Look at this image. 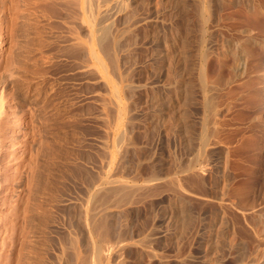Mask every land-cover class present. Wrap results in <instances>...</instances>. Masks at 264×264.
Here are the masks:
<instances>
[{"label": "rangeland", "instance_id": "rangeland-1", "mask_svg": "<svg viewBox=\"0 0 264 264\" xmlns=\"http://www.w3.org/2000/svg\"><path fill=\"white\" fill-rule=\"evenodd\" d=\"M4 1L0 0V3L4 4ZM123 1L122 7L118 9L111 7L113 9L107 19L112 23L110 32L113 33L109 36H113L114 41L112 37L111 43H114V47L118 42L115 45L117 50L114 47V51H105L102 48L103 44L98 42L97 44L94 41L97 40L96 36L93 38L90 36L88 29L90 17L86 19L85 15L88 13L83 11L85 7L84 4L82 5L83 0L82 2L81 0L78 2L6 0V3L13 7L10 8L11 11L8 10L10 11L8 20H2L0 23V41L6 48L3 57L0 58V65H9L8 67L12 70H20L16 74L25 85L38 86L44 105L39 113L43 115L34 118L30 110L28 111V108L21 105L19 101L21 90L14 82L13 85L12 83L9 85L6 105L14 112L12 115L15 114V125L25 127L23 122H28L27 127H34L36 130L33 140L38 144L39 153L34 161L38 160L40 167H38L37 189L34 190L32 197L39 208L34 218L22 223L24 236L20 241L14 240V234H12L21 226L18 221L20 218H16L18 213L12 212L9 208L0 218V223L7 229L5 233L0 234V264H12V252L16 247L21 249V243L26 245L24 253H27V260L19 264H81L80 262L85 261L91 249L92 237L83 221V202L87 190L107 174H112L113 181L115 178V181L122 180L128 185H134V191L129 192L131 196L123 197L126 200L119 196L122 200L119 202L118 196H114V199L113 195H106L107 197L105 196L104 199L102 197V200H100L101 195L97 196L98 203L95 199L94 204H100L101 206L98 205L100 208L106 207L98 213L100 215L97 217L98 223L101 221L99 226L100 224L102 226L100 233L105 237L103 248L107 258L103 264H238L241 261L236 248L234 250L228 244L217 243L216 248L210 249L204 238L205 226L207 224L215 226L221 216V207L218 206L220 205V180L224 176L226 179L229 178L228 181L233 177V163L230 164L232 161L228 159L229 161L226 160L224 163L220 158L227 151L226 145L218 142L219 144L216 143V145L210 144L211 147L206 146L203 160L195 162L194 167L188 169V173L187 168L181 167L186 163V157L193 152L192 145L197 141L193 140L194 135V139H198L196 137L200 134L198 132L200 130L196 128L203 117L201 93L194 91L190 95L184 94V76L180 73L179 67H170L162 73L158 70L152 72L150 64L153 60L149 59H152L154 51L152 52L148 39H145L143 35L145 29L149 31V27L139 23L141 16L139 11L146 10L150 13L155 5L159 4L158 0H153L157 2L153 4L152 1L146 0L151 3H147L148 9H144L147 7L145 0H142L144 4H141V8H138L136 4L138 1ZM162 1H165L164 4L167 5L160 2L162 5L159 4L158 8L161 7V12L166 11H163V15L160 11L158 12L159 20L157 21L159 26L164 22V26L162 25L163 29L157 26L159 27L157 31L162 41L167 38V41H163L164 48L160 47V49L163 48L166 54L171 55L174 43L180 41V29L176 23L180 14L177 10L179 2L178 0ZM167 1H174V3L169 4ZM212 1L217 2L216 0L210 2ZM213 3L212 5L209 3V9L213 10V14L212 10H209L210 16L213 17V29H210L212 35L210 39L208 32L205 38H208L207 45L213 43L208 45L209 48L214 46L210 48V51L218 54L223 48L219 45L225 44V40L240 35L244 25L237 21L235 25L234 22L230 25L232 20H228L230 23L224 20L222 25L220 14L223 11H219L218 5L215 9L216 4ZM150 5L154 7L151 8ZM214 10L218 11L215 13ZM84 12H86L85 15ZM214 13L219 17H215ZM212 17H210L211 20ZM173 18L176 21L174 23ZM232 25L238 29H234L236 27H231ZM262 25H264V18L263 24L261 22L258 28L262 30L258 32L254 26L258 32L256 33L252 28L254 34L256 33L254 38H256L255 47L257 48L255 49L258 54H261V51L262 54L264 53ZM140 34L143 37V46H140L142 39L139 37ZM176 38L178 41H175ZM147 44L150 46L148 47ZM216 44L217 48H220L219 52L215 47ZM139 49L143 50V53L147 51L145 52L146 56L148 55L147 59ZM108 52L111 54L115 52V54L111 55ZM113 56L118 60H113ZM163 73H167L169 78H165L166 75ZM146 74H150L149 77L152 78L150 79ZM176 75L180 77L175 79ZM170 76L180 81H171ZM18 77L17 82L20 83ZM141 78H146L144 79L146 86ZM162 82H165V85ZM149 88L160 91V93L156 91L158 95L171 96L169 91L176 92L175 96L180 98L177 99L180 100L178 105L184 104L183 108L179 107L181 113H178L179 121L177 120L176 125H173V120L168 115L169 111L167 114L165 111L157 115L159 118L155 116L157 121L153 122L154 124L152 123L154 120L150 121L153 116L148 111L149 106H146V103L148 104L149 101L146 99L149 92H156ZM219 91L221 90L217 91L219 96L227 93L225 90H222L223 93ZM193 94L198 97L195 98ZM186 95H189L188 98L193 96L189 98L192 101H189ZM226 95L221 98L218 96V99L223 100L225 96L226 100ZM193 98H195L194 101ZM183 99H186L188 104L185 100L182 101ZM220 102L223 104V101ZM223 106L222 109L225 108ZM225 109L221 111L219 109L217 115L220 117L217 120L221 130L220 134L218 129L215 132L216 136L220 137H216L218 140L235 125L232 110L228 111L229 114L226 112L227 107ZM232 113L234 114L233 111ZM249 118L244 119L248 120L244 121L245 127L251 119L253 120ZM118 121L120 125L123 123L122 126L119 125L120 128L117 125ZM186 125L191 128H187ZM262 127L261 125L260 128ZM225 128L228 129L225 130ZM120 132H124L125 140L119 143L120 146H116L117 144L113 142L116 141L115 137ZM189 132L193 133L189 134ZM222 134L224 135L221 137ZM188 138L194 142L191 140V144ZM43 141L45 142L42 144ZM260 144H263L264 150V141L262 140ZM259 161H262L260 165H264L263 155L259 157ZM179 168L186 169L185 174L184 172L180 174ZM151 177L153 181L150 180ZM228 205L225 207L227 213L224 214L225 220L229 221L228 224L235 226L240 233L244 234L243 236L251 235L239 215L240 212ZM5 217L11 221L7 222L8 219L6 220Z\"/></svg>", "mask_w": 264, "mask_h": 264}, {"label": "bare ground", "instance_id": "bare-ground-1", "mask_svg": "<svg viewBox=\"0 0 264 264\" xmlns=\"http://www.w3.org/2000/svg\"><path fill=\"white\" fill-rule=\"evenodd\" d=\"M76 1L78 2V0ZM76 1L71 0V2H76ZM126 1L127 0H125V2ZM137 1L138 3H140L139 5L138 3H136L138 8H141L140 7L141 4L143 5L144 3L142 2V0H135V2ZM148 1H152V4L157 3V2H154L153 0H148ZM148 1L145 0L146 2L145 5L147 7H145L144 9L146 8L148 9V4L150 3ZM189 1L178 0L179 8L178 7L176 8H178L177 10L180 11V14L177 19V22L174 20L175 15H173L174 18L172 19V21L173 23L175 21L178 24V27L180 29V36H179L180 41L177 43H174V45L172 43L173 50H172L171 55L166 54L165 50L163 49L164 48L163 41L166 40L167 38H165L162 41V39L160 38V35L158 34L159 32L157 31L159 27L163 29V26H164V22L163 24H161V26L158 25L157 19L159 17L157 16L159 15L158 12L161 9V7L158 8V6L160 2L166 6L167 4H164L165 1L163 2L162 0L161 1L158 0L159 4L155 5V8L152 11H150L151 9L148 10L150 11V13L146 12V10L139 9L140 10L139 12L141 14V16L138 15V17L140 16L139 23L141 22V24H144L145 27L146 26L149 27V28L147 27L149 31L148 30L146 31L145 29L143 31V35L145 39H148V42L151 45L152 52L154 51L153 53L149 52V53H152L153 55L152 59H149L150 61L152 60L153 61L152 63L149 61V63H151L150 66H152L153 73L155 72V70H158L159 72L162 73L168 70L170 67L172 68L179 67L180 73L182 74V76H184L183 77L184 82L182 81L184 84V90H183V92H185L184 94L190 95L194 91H198L199 93H201L202 109L201 108L200 109L203 112V113L201 112L202 113L201 115L203 117H202V121H200L201 120L200 118L199 120L200 123H198L197 125L198 128H196L200 130V131L197 130L198 132H200V134H199V137H196L198 139H194L195 138V135H194L193 140H197V141L194 143V145H192L194 147V148L192 147L193 152L190 153L188 157H186L187 159L185 158L187 161L185 160L186 163H184V165H187V166L183 165L181 167L187 168V173H188V169L190 167H194L195 162L196 163L198 161L201 162L200 160L202 159L204 155V150L206 146L208 147V145L210 144L213 145L214 143H215L214 145H216V143L219 144L218 142H222L223 143L222 145H226V148H227V151L225 152V154L221 155L220 157L221 160L224 163L226 160L227 161L230 160V162L232 161L230 164L233 163L232 164L233 165V169H232L233 177H231L229 181H228L229 178L226 179L225 176L224 177L221 176L222 179L220 178L221 179L220 180L221 187L219 188L220 189L219 191L220 203L218 202L220 205L218 206L221 207V210H220L221 216L219 218L218 223L215 226L213 227L210 226L212 224L210 225L207 224V226H205L204 238H205L206 245L208 246V248L213 249V248H216L217 243H225V244H228L231 248H234V250L236 248L237 250L236 252L239 253V257H240L239 259H241L240 263L238 264H264V165H260V162L262 163V161H259V157L262 155L264 156V150L262 149L263 144L262 145L260 144L262 140L264 141V53L262 54V51H261V54H258L257 50L255 49L257 48L255 47L256 38H254V35L258 33L259 30H262L261 28L258 30V28L261 22L263 24L264 0H216L217 1L216 3L215 1H212L216 4L215 7L213 6L215 9L216 7L219 6V9H220L219 11L224 12V13L222 12V14H220L221 12L220 13L218 12L221 15L220 23H222V25H223L222 21L224 20L225 21L227 20V23L232 20L231 23L229 22L230 25L233 24V22H234V25L237 22L242 23V25H244L243 27L244 29H242V27H241L242 30L240 29L241 30L240 35H238L237 37L233 39L225 40L226 41L225 44L219 45L221 47L223 46L221 50L220 48H217L218 45L216 44L215 47L218 49V52L220 50L219 53L216 51L218 54H213L210 51V48L214 46L209 48L208 45L209 46L213 45V43L207 45V43L209 42L206 39L208 38H205L206 34H209L210 29L213 27V23H212L213 17L210 16V11H209V10H212V9H209V3L210 5H212V2H210L211 0H195V1L189 0ZM83 2H82V5L84 4L85 7H84V10L83 9L82 10L86 11L89 15L88 14L85 15L86 12H84L83 14L86 16V19H88L87 17H90L88 19L89 22L88 20H86L89 23L88 29L90 31V36L92 38L93 36L94 37L96 36L95 38L98 41L97 40H94V41H96V43L97 42L100 43L101 45L103 44L105 48L103 46L102 48L105 49V51L107 50L114 51V47H116L115 45H117L118 42L115 43L113 47L114 43L113 44L111 43L112 42L111 38L113 36L111 37L109 36L111 33L110 25H112V23L107 21V19L111 15V10L113 9V8L111 9V7H116L118 9L119 7H122L124 5V1L123 0H83ZM170 2L171 4L174 3V1H167V3L169 4ZM1 3H0V20H1L0 23L2 22V20H5L7 19V17H9L8 13L11 11L13 7V6L11 7L8 2L7 4L6 0L4 1V4H1ZM150 6L151 8L152 6L154 7V5H150ZM165 6H162V7H165ZM177 6H178V3H177ZM164 9H167V8H164ZM8 10L10 11L8 12ZM163 11H166V10H162V12L160 11L161 14L163 13ZM214 11L216 13L218 10H214ZM215 13H214L215 17L216 16L219 17V15H216ZM161 14H160V18H161ZM176 14H178V12ZM212 14H213V10H212ZM210 17H212V20L210 19ZM214 22L216 23V20H214ZM220 23L218 25H220ZM234 25H232L231 27H236ZM254 26H256L258 32H256ZM262 26L264 27V25ZM252 28H254L255 30L254 32H256L255 34L252 31L253 30ZM234 29H238V27ZM210 35H212V33H210L209 36ZM139 37L142 38L141 41L139 39V41L141 42L140 46H143L142 45L143 37H141V34ZM210 39H211V36H210ZM113 41H114V37H113ZM175 41H178L177 38ZM210 42H212V40H210ZM257 44H258V41H257ZM150 45L147 44L148 47ZM147 46H144V47H147ZM169 46L172 47L171 45ZM160 47H163V48L160 49ZM5 49L6 48L3 47V44L0 41V58L1 56L3 57ZM116 50H117V47H116ZM139 51H142V54H145V59H147L146 58L148 57V55L146 56L147 51H145L146 53L145 52L143 53V50H140V49ZM213 51H215V49ZM112 54H115V52H112ZM6 55L7 54H5V56ZM113 57H112L113 60L116 59V57L114 58ZM149 58H150V55H149ZM113 60L111 61L115 62ZM143 61L144 60H142V62ZM139 62H140V59H139ZM153 64H156V65L154 66ZM8 66L9 65H0V218L3 217V214L9 208H11L12 212L18 213L16 218L18 219L20 218L18 221L21 226H19V229L16 232H13L12 234H14L13 235L14 240L20 241L22 240V237L24 236L23 229H22V223L25 220L34 218L35 214H37V209L39 208V206H37V204L34 203L33 201L34 199L32 197L34 190L37 189L36 186L39 180L38 179L39 178L38 177L39 176L38 167H40V164H38V160H36V162L34 161L35 156L39 153V148H38V144L34 142L33 140L34 136L36 135V132H35L36 130L34 129V127L33 128L27 127L28 122L27 123L23 122V125L25 127H21L18 124L15 125L16 124L14 123L16 121L15 114L12 115V113L14 112L11 111L6 105L7 89L11 83L13 85V82L15 85H17V88L21 90L20 91L21 96L19 97L17 95L19 97L20 103H22L21 105L26 106L28 108V111L30 110V113L32 114V116H34V118L42 114V113L41 114L39 113L42 111L44 103L41 100L42 96L40 97L41 95L40 90L38 91L39 88L37 89L38 86L36 87L35 85V87H33L34 85L33 86L29 84L25 85L21 81V78H19L16 74V73H19L20 70L19 71L12 70L9 68L10 66L9 67ZM142 66H143V63H142ZM143 67H145V65ZM143 67L141 69H143ZM18 69L20 68L18 67ZM139 73H141V71ZM164 74L165 73H163V75ZM146 75L147 77H149L150 74H146ZM167 76L168 75H166L165 78H167ZM172 76L170 77L172 78ZM17 77L20 79L22 83L20 81H19L20 83L17 82ZM178 77L180 76L176 75L174 78L177 79ZM165 78H164V81H166ZM144 79L146 78H143L142 80ZM153 79H155L154 76H153ZM175 79L172 78L171 81ZM145 81L146 80H144V83ZM175 81L179 82L180 79L179 81L178 80H175ZM145 86H146V83H145ZM142 87H143V84H142ZM147 87H150V86H147ZM180 87H183V86L180 85ZM150 88L149 90L152 89ZM239 88H242V89L238 90ZM176 89L178 88L176 87ZM143 90H146V89L144 88ZM218 90H221V92L219 91V93H223L222 90H225L228 93V94L226 93L227 95L223 93V95L227 96L226 100L224 99L225 96L223 97V100L218 99V96H219V94H217ZM180 91L182 92V90ZM157 92L160 93V91H157ZM156 93L149 92L147 95L145 92V94L148 97L144 95L147 97L146 100L149 101L148 104L146 103V106H149L148 111L153 116V117L151 116L153 119L151 118V120L150 119L149 120L150 121L154 120L152 121L153 123L157 121L155 116L159 114H163L165 111H166L165 113L167 114V112L169 111L170 114L168 113V115L169 117L171 116L170 119L172 118L171 120H173V125L174 124L176 125L177 120L179 121V119H177L179 118L177 117L178 113H181L179 112V110H181L179 109V107L182 106L183 108L184 104L178 105L180 103L179 102L180 100L179 101L177 100L179 97L177 98L175 96L176 92L172 93L169 91V93L172 94V95L169 94L171 96H168L166 94L158 95L159 93L157 94ZM179 94L180 93H178V95ZM189 95H186L187 97L186 96L185 97L188 98ZM193 95H195V98L198 97L196 96V94H193ZM197 95L200 96V94H197ZM220 95L223 96L222 94ZM221 96H219V98H221ZM192 97L193 96H191V98ZM141 98H142V95H141ZM195 98H193V101L195 100ZM184 100L186 102V99H183L182 101ZM189 101H192V100H189ZM220 101H223V104ZM186 104L188 103L186 102ZM222 105H224L223 108L227 107L226 112L228 111L230 112V110L234 112L233 114L231 111V114L234 115L233 118L235 121L233 119L232 120L235 123V125L233 123L234 127L233 128L231 127L232 131L230 129H229L230 132L229 130H227L226 131L227 133L225 135L222 134L221 137L223 135L224 136L220 140H218L216 137L218 138L220 137L216 136L215 132L217 131V129H218V133L219 131H221L219 130V127H218V125L220 124H219V120H217L219 117V116L217 117V115H218L219 109L220 111L225 109V108L222 109ZM245 118H249V120L253 118V120L251 119L252 121L250 120L247 123L246 127L244 125V121H246L244 120ZM118 123L120 122L119 121L117 122V125L120 128V126H122L123 123H121L122 125ZM224 123H221V124H224ZM261 125L263 126L262 128H260ZM222 126L224 127V125ZM17 127H19V129H17ZM186 127L188 128L190 126L186 125ZM186 129L185 131L188 130ZM226 129L228 128H225V130ZM189 130L192 131V129H189ZM190 133H193V132H189V134ZM124 136H125L124 132H120L117 135V137H115L116 141L113 143H116L117 144V145L115 144L116 146H120L119 143L125 140L123 138ZM188 140L190 139L188 138ZM44 142L45 141H43L42 144ZM209 147H211V145ZM179 169L181 170L180 174L183 172L185 174L186 169L182 168L183 171L181 168ZM111 175L112 174L105 175L92 188H89L87 190V193H86V196L83 202V206H82L83 215H84L83 221L85 222L84 224L86 225L92 237L91 239L92 245H91V249H89L90 251H88V254L84 259L85 261L80 262L81 264H103V262L105 261V258H107L106 251L104 252V248H103L105 237L103 236V234L101 235L100 233V227L102 226L101 224L99 226V223H101V221L98 223L99 218H97L100 215V214L98 215V213L102 211L103 209H106V207L100 208L101 205L97 204L98 203L96 199L97 196L101 195L100 196L101 198L98 197L100 198V200H102V197L104 199L106 195H113L112 196L113 198L114 196L115 197L118 196V202H119V201H122L121 199H125L126 195L129 196L130 195L129 192L131 193L132 191H134V185H128L126 184L127 183L126 181H125L126 183H124V181L122 182V180L121 182L117 181V179L115 181V178L113 181V179H111L113 178ZM152 179L153 177L150 178L151 181H153ZM150 180L148 178V181ZM119 196L121 199L119 198ZM95 199L97 202L96 204H94ZM227 204H229L228 206L233 207L240 212L239 215H241L242 220L245 222L246 227L249 229L251 235L250 234L248 235L246 233L248 236H243L244 234H242V232L240 233V231L235 226L233 225L230 226L228 224L229 221L227 222V220H225V217H226L225 207H227ZM5 219L7 220L8 217H5ZM100 219L103 220L102 218ZM10 221H11L10 219L7 220V222H10ZM240 223H241V220H240ZM214 224L215 223H213V225ZM97 226H99V228H97ZM246 227L244 228L246 229ZM6 230L7 229H5L3 224L0 223V234L5 233ZM25 248H26V245H24V243H21V249L16 247V249L12 252V255H13L12 264H19V262L21 261H23L24 263L27 260V253H24ZM107 255L109 254L107 253ZM227 260L229 261V258Z\"/></svg>", "mask_w": 264, "mask_h": 264}]
</instances>
